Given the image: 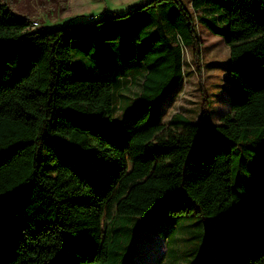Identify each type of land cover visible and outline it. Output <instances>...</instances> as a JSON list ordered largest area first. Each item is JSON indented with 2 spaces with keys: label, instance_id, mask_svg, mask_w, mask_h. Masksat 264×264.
<instances>
[{
  "label": "trees",
  "instance_id": "obj_1",
  "mask_svg": "<svg viewBox=\"0 0 264 264\" xmlns=\"http://www.w3.org/2000/svg\"><path fill=\"white\" fill-rule=\"evenodd\" d=\"M191 8L32 31L0 4V264H118L129 224L190 214L222 220L220 264H264V0ZM196 21L229 48L230 111L210 124L204 95L199 124L163 123ZM131 76L140 100L114 120Z\"/></svg>",
  "mask_w": 264,
  "mask_h": 264
},
{
  "label": "rangeland",
  "instance_id": "obj_2",
  "mask_svg": "<svg viewBox=\"0 0 264 264\" xmlns=\"http://www.w3.org/2000/svg\"><path fill=\"white\" fill-rule=\"evenodd\" d=\"M149 0H0L17 17L29 20L32 31L49 30L68 24H94L106 15H123L145 5ZM191 11V0H183ZM201 42L200 62L193 50L184 48V80L162 104V121L168 123L175 114H181L192 123L201 122L204 95L209 106V123L220 124L229 113L230 51L224 39L214 35L205 25L196 21ZM141 78L125 87L127 102L138 98ZM126 102L125 100H123ZM119 102H117L118 106ZM132 105H119L114 120L131 119ZM196 214L170 217L164 225L152 220L146 227L160 235L140 234L129 224L124 244L130 252L119 257L118 264H220L221 221L203 220ZM135 224V221L131 222ZM133 228V231L131 230ZM135 230V231H134ZM132 243V244H130Z\"/></svg>",
  "mask_w": 264,
  "mask_h": 264
},
{
  "label": "crops",
  "instance_id": "obj_3",
  "mask_svg": "<svg viewBox=\"0 0 264 264\" xmlns=\"http://www.w3.org/2000/svg\"><path fill=\"white\" fill-rule=\"evenodd\" d=\"M190 3H191V2H190ZM137 79H138V78H137ZM137 79H135L134 76H131L130 78H128V83H127L126 85L122 86V87L117 91V102H119L118 106H119V105H120V107H121V106H124L125 103H126L127 105H132V104H134V103H136V102H138V101L140 100L141 91H140V93H139V95H138V98H135L134 101H132V103H131V101L127 102V100H129V97H126V96H128V95H126V94L124 93V91H125V87H127L129 84H133V83H135V81H136ZM142 81H143V80L141 79V84H142ZM123 100H125L126 102H124ZM123 115H124V114H123Z\"/></svg>",
  "mask_w": 264,
  "mask_h": 264
},
{
  "label": "built area",
  "instance_id": "obj_4",
  "mask_svg": "<svg viewBox=\"0 0 264 264\" xmlns=\"http://www.w3.org/2000/svg\"><path fill=\"white\" fill-rule=\"evenodd\" d=\"M31 29H33V28H31ZM177 40H178V42H180V44H181L180 36H177Z\"/></svg>",
  "mask_w": 264,
  "mask_h": 264
}]
</instances>
